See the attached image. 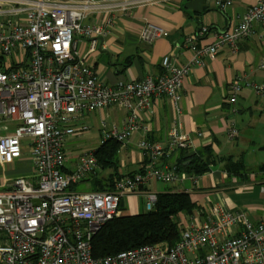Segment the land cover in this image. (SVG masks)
I'll list each match as a JSON object with an SVG mask.
<instances>
[{
	"label": "built area",
	"instance_id": "2783aa9c",
	"mask_svg": "<svg viewBox=\"0 0 264 264\" xmlns=\"http://www.w3.org/2000/svg\"><path fill=\"white\" fill-rule=\"evenodd\" d=\"M28 2L23 23L0 24V166L21 159L23 147L29 148L33 164L31 181L17 178L0 191V264H264V222L252 223L243 212H228L217 203L203 222L191 216L173 246L158 243L92 257V238L118 215L122 199L140 194L147 211H152L157 194L151 187L180 180L176 166L158 164L167 154L192 144L179 123L169 125L164 145L138 142L146 166L122 177L111 192L70 190L96 173L97 166L93 152L72 160L65 150L67 139L88 131L80 122L107 107L123 110L125 117L120 128H107L101 121L99 146L107 140L127 144L140 128L139 113L149 111L155 98L167 99L178 111L179 91L190 67L202 66L203 57L213 58L224 46L249 37L254 23H264V0H256L238 24L208 46L195 43L197 36L207 33L206 27L185 38L180 46L193 53L190 64L176 66L165 56L159 76L112 86L100 82L86 57L72 47L74 37L82 36L88 40L87 57L96 52L103 31L82 22L102 9L98 0ZM215 4L224 11L231 0ZM167 35L160 27L147 25L140 39L150 43ZM257 69L264 71V60ZM242 84L240 78L231 84L229 103L234 104ZM254 92L264 103V84L254 86ZM235 134L230 127L228 139Z\"/></svg>",
	"mask_w": 264,
	"mask_h": 264
},
{
	"label": "crops",
	"instance_id": "0c3cea01",
	"mask_svg": "<svg viewBox=\"0 0 264 264\" xmlns=\"http://www.w3.org/2000/svg\"><path fill=\"white\" fill-rule=\"evenodd\" d=\"M28 1L2 0L0 24L8 21L23 23ZM54 1L74 4L80 0ZM98 2L102 9L89 14L82 22L103 31L97 38L96 52L87 57L88 40L82 36L74 37L72 47L80 57H86V63L100 82L112 86L146 76H159L165 56L176 66L190 64L193 53L180 46L185 38L206 27L207 33L197 36L195 43L210 45L216 36L238 24L256 0H231V5L224 11L218 10L215 0ZM17 8L23 12L12 11ZM147 25L160 27L167 32V37L150 43L142 41L140 32ZM201 60L203 65H192L182 81L178 111L167 99L155 98L149 111L139 113L140 128L120 148L121 173L130 176L140 172L146 166L147 158L137 148L138 142L144 139L164 145L169 125L177 122L191 137L192 144L183 152L176 151L162 157L159 166H177L178 159L191 155H199L208 162V171L199 176L178 171V182L163 184L161 192L158 184L151 187L157 195L186 193L196 203L191 214L178 217L179 226L186 225L194 215L198 222H203L209 217L210 206L214 203L231 213L243 212L252 223L264 222V172L258 171L264 163V103L254 92V86L264 84V71L257 69L258 63L264 60V23H254L249 37L234 46H224L213 58L203 57ZM238 78L243 84L231 104L228 102L230 86ZM124 117L123 110L110 106L87 115L80 123L86 125L84 121L87 119L95 121L100 136L101 121L107 128H120ZM230 127L236 130L231 140L227 137ZM255 148L261 151L255 153L256 161H247L245 152ZM238 163L242 164L241 168H230ZM10 182L6 181L0 191L5 190ZM139 197L144 196L138 194L122 199L127 201L128 215L140 213L137 207Z\"/></svg>",
	"mask_w": 264,
	"mask_h": 264
},
{
	"label": "trees",
	"instance_id": "16d2710c",
	"mask_svg": "<svg viewBox=\"0 0 264 264\" xmlns=\"http://www.w3.org/2000/svg\"><path fill=\"white\" fill-rule=\"evenodd\" d=\"M120 148L121 144L115 140H107L98 146L93 152L98 172L72 185L69 189L74 190L75 186L85 184L89 191H113L114 184L125 176L121 173ZM186 163L188 164L185 165ZM207 164L208 162L199 155H191L178 159L176 169L179 172L199 176L208 171ZM241 166L240 163L232 164L230 168L235 170L236 167L241 168ZM258 171L264 172V163L258 167ZM195 208L196 203L186 193H159L152 211L137 215L118 214L105 223L92 238V257L99 259L158 243L173 246L179 239L181 231L178 217L191 214Z\"/></svg>",
	"mask_w": 264,
	"mask_h": 264
},
{
	"label": "rangeland",
	"instance_id": "374dc122",
	"mask_svg": "<svg viewBox=\"0 0 264 264\" xmlns=\"http://www.w3.org/2000/svg\"><path fill=\"white\" fill-rule=\"evenodd\" d=\"M87 125L88 131L78 138H69L65 142V150L70 153L71 159L75 160L81 155L89 154L99 146L100 136L97 129V123L91 119L84 121ZM248 149L245 152L246 160L255 162V153L261 152L258 149ZM22 157L19 160H15L11 165L0 166V188L5 184L6 181H12L17 178H24L29 181L33 179V167L32 161L29 156V148H21ZM163 184L158 183L159 192ZM165 186V185H163ZM75 192L87 191L85 184L77 185L74 187ZM146 199L145 197H139L137 200V207L140 213H146L145 208ZM128 204L126 200H122L118 210L119 215H128Z\"/></svg>",
	"mask_w": 264,
	"mask_h": 264
}]
</instances>
